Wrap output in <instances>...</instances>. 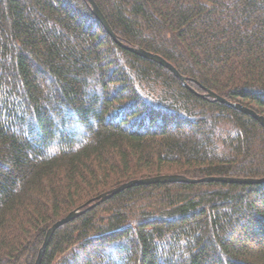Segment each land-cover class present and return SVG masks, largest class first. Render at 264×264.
Segmentation results:
<instances>
[{
  "label": "trees",
  "instance_id": "trees-1",
  "mask_svg": "<svg viewBox=\"0 0 264 264\" xmlns=\"http://www.w3.org/2000/svg\"><path fill=\"white\" fill-rule=\"evenodd\" d=\"M94 1L123 45L88 0H0V264H36L134 180L264 179V127L208 96L264 117V0ZM93 204L41 264H264V183Z\"/></svg>",
  "mask_w": 264,
  "mask_h": 264
},
{
  "label": "water",
  "instance_id": "water-1",
  "mask_svg": "<svg viewBox=\"0 0 264 264\" xmlns=\"http://www.w3.org/2000/svg\"><path fill=\"white\" fill-rule=\"evenodd\" d=\"M94 15L96 16V18L100 21V23L104 26V28L106 29V31L109 33V35L114 39V41H116L117 43L123 45L119 40L118 37L116 36V34L113 32L112 28L110 27L109 23L107 22L106 18L104 17L103 13L101 12V10L99 9V7L97 6V4L95 3L94 0H88ZM126 49H128L129 51L134 52L135 54H137L138 56L147 59V60H151L154 61L158 64H160L161 66L165 67L166 69H169L171 72H173L176 77H178L183 83H185V85H187V80L186 78L182 77L180 75V73L176 70V68H174L170 63H168L166 60H164L163 58H161L158 55H154L152 53H148L142 49H138V48H132V47H127L124 46ZM208 96L210 98L213 99V101H218L220 103L226 104L229 107H232L234 109H237L243 113H245L246 115L251 116L252 118L256 119L257 121H259L261 123V125L264 127V117L258 115L256 112L240 105L237 103H232L227 101L226 99L218 96L215 93H209ZM204 182H221V183H227V184H247V185H252V184H261L264 183V179H238V178H223V177H217V178H204V179H199V180H194V179H189L187 177L184 176H179V175H167V176H159V177H154V178H148V179H141V180H134L131 181L129 183H126L108 193L102 194L100 197H98L97 199L91 200L88 203H86L83 207H81V209H77L75 211H73L72 213H70L67 217L61 219L60 221H58L53 227L50 228V230L48 231L44 244L40 250L38 259L36 264H41L44 254L46 252V249L48 248L51 239L53 238L54 234L56 233V231L75 221V219H77L79 216H81L86 210L85 208L91 204L93 208L96 205H99L109 199H111L112 197L118 195L119 193L125 191L126 189L132 188V187H136V186H142V185H152V184H169V183H191V184H195V183H204ZM89 208V209H90Z\"/></svg>",
  "mask_w": 264,
  "mask_h": 264
}]
</instances>
